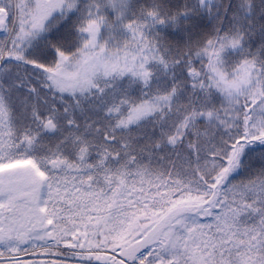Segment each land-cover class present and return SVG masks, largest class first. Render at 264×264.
Wrapping results in <instances>:
<instances>
[{
    "label": "snow or ice",
    "instance_id": "1",
    "mask_svg": "<svg viewBox=\"0 0 264 264\" xmlns=\"http://www.w3.org/2000/svg\"><path fill=\"white\" fill-rule=\"evenodd\" d=\"M0 264H264V0H0Z\"/></svg>",
    "mask_w": 264,
    "mask_h": 264
}]
</instances>
